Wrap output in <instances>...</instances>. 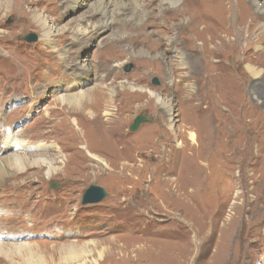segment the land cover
<instances>
[{
	"label": "rangeland",
	"instance_id": "obj_1",
	"mask_svg": "<svg viewBox=\"0 0 264 264\" xmlns=\"http://www.w3.org/2000/svg\"><path fill=\"white\" fill-rule=\"evenodd\" d=\"M63 1L42 0L37 6L47 11L58 29L51 42L42 38L28 6V13L16 9L18 2L11 10H0V157L8 135L18 141L11 145V153L22 150L26 155V163L7 165L0 178V243L6 248L31 245L26 248L35 250L43 264H264V207L251 203L246 182L256 132L242 117L249 103L264 114V77H250L245 68L250 54L261 47L241 50L239 45L248 41V25L235 57L224 56L222 62L240 84L239 114L224 136L239 142L237 152L229 144L232 149L226 154H198L183 128L184 124L185 132L197 131L185 105L195 93L194 80L184 77L178 82L168 69L163 71L165 61H161V71H152L139 82L138 63L145 53L133 44L123 45L125 52L116 45L112 49L113 35L126 31L122 21L99 30L94 40L85 43L73 30L84 25L92 0L73 8ZM56 6L58 11L51 12ZM29 34H35L36 40H24ZM101 52L105 55L100 63L96 57ZM78 61L87 63L88 71H74ZM101 87L124 91L113 108L121 115V133L107 134L116 140L121 153L117 157L99 143L100 135H91L94 127L86 120L87 109L58 100L83 90L94 97ZM157 97L170 102L171 112H165ZM128 99L131 108H126ZM140 114L150 120L130 131ZM66 124L73 133L82 132L84 147H64L61 126ZM19 142L24 149H18ZM86 149L104 158L110 169L101 163L96 169V160ZM136 150L141 154H129ZM75 152L81 157L73 158ZM37 153L54 158L50 172L42 164L39 178L33 175L37 165L30 162ZM21 172L27 175L22 178ZM18 181L28 183L34 192L23 203L18 197L22 191L12 193ZM52 183L57 187L52 188ZM90 184L102 187L106 195L98 202L81 204ZM36 218L44 223L34 225ZM16 252L0 256V264H30L24 251Z\"/></svg>",
	"mask_w": 264,
	"mask_h": 264
},
{
	"label": "bare ground",
	"instance_id": "obj_2",
	"mask_svg": "<svg viewBox=\"0 0 264 264\" xmlns=\"http://www.w3.org/2000/svg\"><path fill=\"white\" fill-rule=\"evenodd\" d=\"M64 1V3L70 4L69 8H73L81 1L84 2V0ZM15 2H18L20 6L16 9L22 13H28L25 10L27 6L29 7V13H32V18L41 30L44 41H53L58 29L50 23V16L46 13L47 11L37 7L42 0H0V10H11L12 4ZM33 6L34 8L30 12V8ZM52 10L51 12L58 11V6ZM96 18L98 19L96 20ZM121 21L126 31L121 36L116 33L113 35L110 39L112 49L119 46L120 48L117 50L125 52L121 49L123 45L128 48L134 45V48L136 47L139 52L145 53L138 63L139 82L150 72L161 71V61H165L163 71L168 69L172 74L171 77L179 78L178 82L184 77L194 80L195 93L188 97L185 105L190 112L189 118L192 117L196 120L197 131L195 133L188 128L185 132L184 124L183 128L188 140L195 142L198 154H226L232 148H234L233 152L236 153V146L239 142L233 143L225 139L224 136L226 129L233 126V118L239 114L240 84L234 73H229L222 67V62L224 56L231 57L233 55L235 57L239 50L236 45L240 43L243 36L244 26L248 25V41L244 46L239 45L241 50L246 52L253 45L261 47L250 54V61L245 62V68L250 77L258 79L264 77V0H92L89 14L83 18V23L87 29L84 25H79L73 31L76 35L81 34L80 36L85 38L86 43L88 40H94L99 30L104 32L110 29L112 24ZM260 23L263 25L262 27L258 26ZM168 53L169 56H167ZM104 55L105 53H99L96 57L98 62H102ZM65 59L63 61L67 60ZM80 61L75 64L74 71L86 72L87 63ZM129 88L132 87L129 86ZM89 92L83 90L75 94L61 95L58 100L65 104L78 105L83 111L87 109L89 112L86 115V120L88 125L94 127L90 128L92 130L91 135H100L99 143L117 157L121 153L116 149V140L110 136H117L115 135L117 132L121 133V115L116 114L113 108L114 106L117 107L120 102V100L116 101V97L123 96L124 91H116L115 89L107 91L101 87L97 89L95 92L97 95L94 97L93 93L90 94ZM91 97H93V102L91 101L89 106L88 99ZM185 99L186 97H183L182 102ZM193 99L194 103H189ZM157 101L166 113L171 112L170 102L167 104L160 97H157ZM126 105V108H131L129 99ZM247 108L249 110L244 109L242 111V117L245 123L250 122L256 135L254 137L255 152L252 154L246 171V182L248 192L251 195V203L264 207V114L255 111L256 109L250 103ZM172 117L173 115H168L170 125L173 124ZM76 127L80 128L79 123L76 124ZM72 128H69L67 124L61 126L66 135V141L63 142L64 147L74 146L77 148L79 145L84 147L83 144H80L82 132L77 130V134L73 133ZM4 139L7 143L6 146L4 143L5 153L0 157V178L5 175L7 165L23 164L26 158L25 153L21 150L24 149L21 142H19L20 148H18L21 151L11 153V148L14 147L11 145L18 141L13 140L9 135ZM76 141L78 144L75 146L74 142ZM148 144L149 142L146 145ZM229 144L234 147L231 148ZM62 147H59L60 153L64 151ZM86 151L90 158L96 160V169L99 170L101 164L110 169V164L104 158L96 155L90 149H86ZM129 154H141V152L136 150L130 151ZM45 156L46 154L37 153L30 159V162L37 165L36 173L33 174L37 175V178H39L38 173L42 169V164L48 166L49 172L52 169L54 158L49 159L48 155ZM78 157H81V154L75 152L73 158ZM122 169L126 171V169ZM80 172L82 171L80 170ZM20 175L23 178L25 173L21 172ZM15 178L18 177H13V179ZM6 187V184L1 186L3 189ZM30 188L28 183L18 181L12 189V193L22 191L18 194L20 197L18 199L20 203H23L25 198L34 194ZM236 196L238 197L239 194ZM33 221L34 225L44 223L39 218L33 219ZM48 222L52 221L48 220ZM26 247H31V245L19 244L6 248L0 243V256L7 258L10 253L24 251L30 264H43L38 253ZM118 250L127 253V249L120 248Z\"/></svg>",
	"mask_w": 264,
	"mask_h": 264
},
{
	"label": "water",
	"instance_id": "obj_3",
	"mask_svg": "<svg viewBox=\"0 0 264 264\" xmlns=\"http://www.w3.org/2000/svg\"><path fill=\"white\" fill-rule=\"evenodd\" d=\"M28 42H33L36 40V35L35 34H29L26 36L24 39ZM153 83L158 84L157 78H153L152 80ZM149 117L146 115H137L132 124L129 126L130 131H135L138 129V127L143 124L144 122L149 121ZM52 188H56L57 184L52 183L51 185ZM106 195L105 190L97 185L90 184L85 191L83 192L82 198H81V204H87V203H95L100 201L104 196Z\"/></svg>",
	"mask_w": 264,
	"mask_h": 264
}]
</instances>
